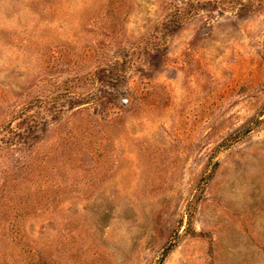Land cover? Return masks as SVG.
Returning a JSON list of instances; mask_svg holds the SVG:
<instances>
[{
	"label": "rangeland",
	"instance_id": "rangeland-1",
	"mask_svg": "<svg viewBox=\"0 0 264 264\" xmlns=\"http://www.w3.org/2000/svg\"><path fill=\"white\" fill-rule=\"evenodd\" d=\"M0 264H264V0H0Z\"/></svg>",
	"mask_w": 264,
	"mask_h": 264
}]
</instances>
